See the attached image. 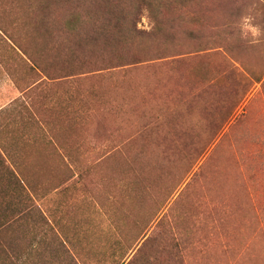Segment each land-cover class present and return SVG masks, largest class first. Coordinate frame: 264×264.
<instances>
[{
    "label": "rangeland",
    "instance_id": "374dc122",
    "mask_svg": "<svg viewBox=\"0 0 264 264\" xmlns=\"http://www.w3.org/2000/svg\"><path fill=\"white\" fill-rule=\"evenodd\" d=\"M6 1L0 158L26 190L0 176V264H264V0H179L165 57L59 78Z\"/></svg>",
    "mask_w": 264,
    "mask_h": 264
},
{
    "label": "trees",
    "instance_id": "16d2710c",
    "mask_svg": "<svg viewBox=\"0 0 264 264\" xmlns=\"http://www.w3.org/2000/svg\"><path fill=\"white\" fill-rule=\"evenodd\" d=\"M13 2L14 5L9 9L10 14L14 16L11 29H14L12 26L14 21L19 22L18 19H23L22 24L26 25L23 29L25 36L20 39L25 45L19 43L18 47L31 57L33 63L31 69L43 70L46 68H41V64L49 66L47 63L54 64L58 61L61 63L56 68L58 71L47 72L48 75L49 73L54 75L49 78L114 69L165 57L164 54L169 48L158 45L160 37H164L158 13H165L181 4L179 0H13ZM1 7L0 31L8 33L2 25L4 24L2 14L6 8ZM144 10L151 14L153 25L150 29L138 26ZM38 38L40 42L36 41ZM48 58L51 60L46 62ZM103 94L101 89L98 91L94 89L87 94L82 93L81 97L58 96L54 101L61 104L66 100L67 103L60 106L62 110H68V113H86L87 109H93L90 107L91 100L94 98L96 102ZM76 99L79 102L77 112L73 104ZM0 176L5 180V189L13 193L15 200L22 195L24 189L26 190L23 180L4 165L1 158ZM68 199H72L71 201L76 204L77 196H64L60 202L61 207L67 204ZM17 202L20 203V200ZM60 211H63L62 208Z\"/></svg>",
    "mask_w": 264,
    "mask_h": 264
}]
</instances>
